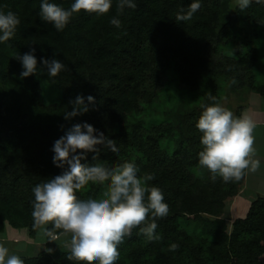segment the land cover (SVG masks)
<instances>
[{
  "label": "trees",
  "instance_id": "trees-1",
  "mask_svg": "<svg viewBox=\"0 0 264 264\" xmlns=\"http://www.w3.org/2000/svg\"><path fill=\"white\" fill-rule=\"evenodd\" d=\"M224 1L199 0L201 7L191 20L178 21L177 14L186 13L194 0H135L136 8H125L119 15L113 0L107 14L82 11L58 31L53 23L42 20V0H0V11H12L21 21L13 37L0 42V232L6 226L26 228L31 236L40 230L33 227L32 189L64 171L53 162L54 142L73 125L87 122L97 135L103 132L117 145L128 143L143 153L146 160H136L140 174L153 175L149 186L159 187L169 206L167 217L156 221L160 239L149 241L139 228L133 229L119 246L116 264H264V196L254 198L246 216L236 218L228 232L223 217L226 199L240 189L235 182L201 179L190 170L194 155L202 150L196 124L203 109H197L193 94L199 90L203 105H210V97L218 102L224 84L252 88L264 96V86L253 82L260 70L258 58L244 55L242 49L243 44L254 43L256 29H264V0H252L243 11L238 6L230 11ZM49 2L69 9L74 0ZM113 17L120 20L119 28L111 23ZM229 34L237 35L236 50L215 59L211 49L228 46ZM32 48L38 70L22 79V65L15 57ZM41 58L59 59L67 70L50 77ZM169 59L178 62L177 78L193 96L177 109L176 127L160 125L154 135L142 133L135 125L114 129L115 123L124 127L128 122L139 108V99L146 98L142 83L162 71ZM202 78L210 85L208 90L202 89ZM40 80L59 85L62 98L58 103L47 105L37 99ZM78 95L85 97L89 111L65 119ZM88 96L95 98L94 104ZM164 135L172 141L171 149L158 140ZM97 147V160L93 159L97 153H87L83 163L107 164L120 157L118 150ZM189 215L193 218L184 217ZM180 218L196 223L199 232L182 228ZM45 237L47 251L22 256L24 264H83L67 259L69 249L58 252L56 244Z\"/></svg>",
  "mask_w": 264,
  "mask_h": 264
},
{
  "label": "clouds",
  "instance_id": "clouds-1",
  "mask_svg": "<svg viewBox=\"0 0 264 264\" xmlns=\"http://www.w3.org/2000/svg\"><path fill=\"white\" fill-rule=\"evenodd\" d=\"M243 11L250 7L252 0H235ZM260 3L261 0H256ZM113 6V0H74L69 9H65L49 0H42L40 15L43 21L51 22L58 31H63L74 14L80 12L107 14ZM201 7L199 0L189 5L186 13H178V21L191 20ZM117 15L125 8H136L135 0H116ZM21 21L9 11H0V42L13 37ZM111 23L117 28L121 26L118 18L113 17ZM22 65L20 77L26 78L37 73L38 60L35 48L30 52L15 57ZM50 77H56L67 67L59 59L41 58ZM210 105H202V114L196 124L201 133L202 150L198 153L199 166L211 173L215 180L223 182H239L249 173L260 168L255 149L253 119L247 112L236 116L231 110L216 102L215 97ZM89 103L95 98L88 96ZM73 111L65 115V119L81 115L89 111L85 97L78 95L72 102ZM87 122L75 124L67 134L54 142L53 162L64 171L45 182L37 184L33 189L34 200L31 213L34 229H43L50 241L60 236L71 237L65 244L69 249L67 259L83 262V264H116L119 259V246L125 237L131 235L133 229L140 232L149 241L158 240L155 230L157 220L167 217L169 206L164 202V194L159 187L149 186L153 180L151 174L139 175L135 162H123L113 166L102 163L87 164V153H97V160L103 145L116 151L115 141L106 137ZM106 184L100 198L82 200L77 193L86 189L89 184ZM52 227L48 228L47 225ZM59 230V235H57ZM177 245L171 248L175 250ZM49 252L52 249H48ZM0 264H24V260L0 243Z\"/></svg>",
  "mask_w": 264,
  "mask_h": 264
},
{
  "label": "rangeland",
  "instance_id": "rangeland-1",
  "mask_svg": "<svg viewBox=\"0 0 264 264\" xmlns=\"http://www.w3.org/2000/svg\"><path fill=\"white\" fill-rule=\"evenodd\" d=\"M212 1V0H210ZM222 3H224V0H221ZM228 4V8L230 11H232L237 5L235 0H226ZM248 29V28H247ZM236 39L237 35L229 34L227 37V44L225 48H222L221 50H212L210 51V54L213 55L215 59H219L222 57V55L231 53H234L235 46H236ZM254 43H250L247 45H244L243 54L244 55H255L258 58L260 70L255 73L254 77V83L260 86H264V29H256L255 36L253 37ZM247 47V48H246ZM147 49L149 51H152V48L150 45H147ZM209 54V55H210ZM210 55V56H211ZM178 68V62L174 59H169L167 62H165L164 69L158 73L150 74L151 80H147L142 83L141 88H144L147 92L145 100L139 99V108L129 116L128 122L125 123L124 127H121V122H118L117 124H114V129L121 130V129H130L132 125L137 126L138 128H141L142 133L144 132H151L153 135L155 134L154 128L158 127L160 125H166L168 123L170 124H176V114L177 109L180 107H183L188 103L190 98L193 96L188 93L187 87L183 82H180L177 78L176 70ZM249 76V75H248ZM202 83V89L208 90L210 88V85L208 82H206L205 78L201 79ZM222 84V82H221ZM221 87H224L220 91V96L218 103L222 106L226 107L227 109L231 110L234 114H238V112L245 106L246 100L251 92H255L252 90V88H235L233 86L228 85H222ZM197 93V94H196ZM257 93V92H256ZM195 97L194 103L198 106V110L202 111V105H203V99H202V92L199 90L196 91L193 94ZM62 98V90L57 84H51L47 83L46 80H40L38 82V88H37V99L47 105L56 104L60 101ZM192 101V100H191ZM190 106H192V103H189ZM120 121V120H119ZM177 130V128H176ZM144 136L147 137V133L144 134ZM158 140L160 142H163V145H167L170 149L172 148V141L169 139L167 135L164 136H158ZM115 141V147L116 150L120 152V157H116L117 160L104 164L106 166H113L116 164H120L126 161L129 162H135L136 160L142 158L146 160L143 153L140 152V150L133 149L128 143H124L122 146L117 145V141ZM199 151L197 154L194 155V165L190 169L193 172V175L195 177H199L201 179L211 180V173H209L206 169L201 168L199 166ZM170 167V165H168ZM139 175L143 176V174ZM254 180V179H253ZM150 182V181H149ZM148 182V183H149ZM106 184H89V186L86 187V189L82 190L81 192H78L77 195L79 197L83 198V200L87 199H96L100 198L103 191L106 188ZM236 186L241 190V187L239 182H235ZM263 184V185H262ZM149 185V184H148ZM263 193H264V182L261 184ZM255 186L254 181H250V186L248 189L249 191L251 188ZM252 196L250 193L247 192H241L238 191V193L234 196H230L226 199V205L224 207V213L223 217L227 219V223L229 224V230L233 221L238 217H244L246 216L247 212L249 211L250 204L252 200H250ZM250 200V201H249ZM193 218V215L184 216ZM184 218H180V224L183 227L187 228L191 232L198 233L199 228H197V224H190L189 222H186ZM184 228V229H185ZM19 229L13 230V235H18ZM192 232V233H193ZM19 234H21L19 232ZM196 235L197 234H193ZM59 240L56 241V245L60 246L61 252L67 247H65V244L70 242V235L69 236H61ZM60 253H57V257ZM61 256V255H59ZM55 257V256H54Z\"/></svg>",
  "mask_w": 264,
  "mask_h": 264
},
{
  "label": "crops",
  "instance_id": "crops-1",
  "mask_svg": "<svg viewBox=\"0 0 264 264\" xmlns=\"http://www.w3.org/2000/svg\"><path fill=\"white\" fill-rule=\"evenodd\" d=\"M246 101L245 106L235 115L240 116L242 113L247 112L256 124L254 129V146L257 153L256 158L260 160V168L257 172L249 173L245 176L240 193L248 191L252 196L250 200H253L258 195L264 196L260 185L264 182V96L256 92H251ZM250 181H254L255 186L249 191ZM17 229H19L21 234L17 231L18 235H13V230ZM60 238L62 237L60 236ZM56 241L51 242L56 244ZM0 243H3L10 250V253H15L20 257L37 255L41 251H47L48 246L43 229H40L36 235L31 236L28 229L14 228L11 226H6L0 232ZM60 246L59 249L57 246V251L61 250Z\"/></svg>",
  "mask_w": 264,
  "mask_h": 264
}]
</instances>
